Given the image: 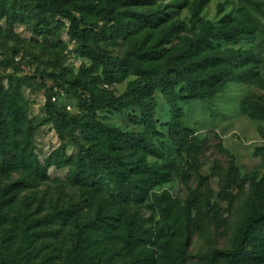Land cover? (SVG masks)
Returning a JSON list of instances; mask_svg holds the SVG:
<instances>
[{"label":"rangeland","instance_id":"1","mask_svg":"<svg viewBox=\"0 0 264 264\" xmlns=\"http://www.w3.org/2000/svg\"><path fill=\"white\" fill-rule=\"evenodd\" d=\"M86 23L98 29L121 21L118 31L103 46L114 56L125 57L136 50L160 46L175 47L185 36L194 34L191 28V6L196 0H126L115 2L107 16H100L94 5L102 0H61ZM35 10L44 18L37 26ZM130 11L146 16L153 12L158 18L152 24L136 23ZM246 15L252 31L239 43L221 42L223 48L250 50L260 62L264 77V0H209L202 11L204 20L215 24L223 17L232 20ZM170 25L177 27L178 37L162 44V31ZM200 25L196 32L200 30ZM83 68H93L92 62L80 50L69 33V21L54 14L39 0H0V109L11 132L4 145L7 159L0 156V196L5 186L19 184L14 189L9 205L0 212L6 220L0 224V261H7L22 244L25 220L31 221L29 233L32 245L16 256L13 264H67L70 250L79 242L77 217L90 216L79 186L73 178V162L79 152L77 142L88 144L84 134L72 124L52 122L47 114L50 98L61 111L80 120L87 116L83 103L68 91L57 87L47 74L61 78L78 75ZM100 69L96 70L100 74ZM125 78L115 86L123 93L128 83L136 78L130 70H123ZM43 83L48 89L43 87ZM56 92V94H54ZM158 109L157 128L163 136H151L165 158L174 160L172 168L159 169L160 182L148 193H132L124 203L128 217L135 222L136 239L133 246L121 253L105 252L115 264H138L149 251L160 255L167 241L183 249L187 264H207L206 255L215 248H227L244 213L253 203L264 209V164L255 155L264 144V122L250 119L244 104L250 97L264 101V84L252 81H232L221 92L209 99L180 102L185 124L200 139H207L201 157L200 172L206 177L202 200L193 208L187 201L198 187L196 177L186 180L188 158L181 155L169 135L168 124L175 122V113L160 90L156 91ZM97 117L108 126L124 131H143L139 108L118 112L101 110ZM218 134L226 149L217 147ZM232 155L240 170L237 185H227L215 170V160L224 167L227 155ZM65 162L58 166L57 162ZM151 166H161L163 159L147 157ZM127 234L124 228L112 243L121 244ZM90 236L91 250H99ZM25 255V256H24ZM222 264H226L222 261Z\"/></svg>","mask_w":264,"mask_h":264},{"label":"trees","instance_id":"2","mask_svg":"<svg viewBox=\"0 0 264 264\" xmlns=\"http://www.w3.org/2000/svg\"><path fill=\"white\" fill-rule=\"evenodd\" d=\"M54 14L69 21V33L78 42L81 52L89 58L93 68H83L78 75L61 78L56 74L46 76L56 82V86L68 91L75 99L83 103L87 116L76 119L61 111L56 103L48 99L47 114L50 120L58 124L59 120L72 124V134L80 130L88 144L77 142L79 152L73 164V178L79 186L90 216L77 217L79 242L69 252L67 264H115L113 257H105V252L121 253L133 246L136 239L135 222L127 216L124 203L132 193H148L160 182L159 169L173 166L172 158H165L163 152L151 141V136H163L158 128L156 113L158 100L156 91L160 90L175 113V122L168 124L169 135L178 147L181 155L188 158L189 168L184 170L186 180L196 177L198 187L187 201L188 208H193L202 200L206 177L200 172L201 157L207 148V139L202 140L185 124V115L180 102L189 103L197 99H209L222 91L232 81L264 84V77L258 70L260 62L250 50L221 46V42L239 43L252 31L246 15L232 20L225 16L222 22L215 24L204 20L202 11L209 0H196L191 6V36H185L175 47L160 46L145 51L136 50L125 57L114 56L103 43L117 33L121 21L98 29L93 23H86L77 16L71 7L61 0H39ZM126 0H102L94 5L100 16H107L115 2ZM252 1V0H246ZM136 16V23L151 25L158 18L153 12L146 16L130 11ZM37 26L41 28L43 16L35 10ZM200 30L196 32L198 26ZM178 37L177 27L170 25L162 31V44ZM101 70L100 74L96 70ZM123 70H130L136 78L128 83L127 89L118 94L115 86L125 75ZM43 87L48 86L43 83ZM56 94V92L54 93ZM111 108L121 112L128 108H139L143 131H124L111 127L98 119L97 113ZM247 116L258 122H264V101L250 97L244 104ZM10 128L3 121L0 109V156L8 158L4 145ZM264 137V131L260 132ZM217 147L223 152L222 139L215 134ZM264 164V144L255 150ZM162 158L161 166H151L147 157ZM226 166L215 160V172L224 178L227 185L234 186L240 181V170L232 155H227ZM58 166L65 162L59 161ZM23 187L13 184L2 189L1 201L9 205L13 190ZM6 220L0 212V224ZM22 228V244L7 261L0 264H13L16 256L31 247L32 235L29 233L31 221L25 220ZM126 229L127 234L121 244L112 243L113 236ZM95 236L94 243L99 250H91L88 243L90 236ZM25 256V255H24ZM207 264H264V209L258 204L246 210L238 225L234 238L227 248H215L206 255ZM138 264H187L186 255L180 247L167 241L161 246V253L155 257V251L148 252Z\"/></svg>","mask_w":264,"mask_h":264}]
</instances>
